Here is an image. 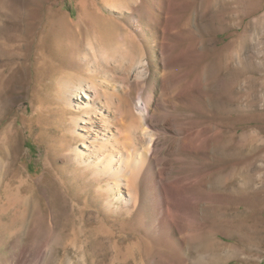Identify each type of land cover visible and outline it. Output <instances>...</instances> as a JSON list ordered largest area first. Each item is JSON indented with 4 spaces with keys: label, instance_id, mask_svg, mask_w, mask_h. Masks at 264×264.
<instances>
[{
    "label": "rangeland",
    "instance_id": "1",
    "mask_svg": "<svg viewBox=\"0 0 264 264\" xmlns=\"http://www.w3.org/2000/svg\"><path fill=\"white\" fill-rule=\"evenodd\" d=\"M189 1L194 0H0V262L10 264L16 254L25 264L173 261L164 247H178L161 238L167 232L151 234L145 225L155 209L139 208L130 216L113 201L110 177L100 172L98 152L83 131L90 113L81 110L83 101L73 100L89 85L102 99L116 103L119 96L122 108L131 111L139 105L140 89L147 96L152 87L159 96L163 87L188 86L197 74L204 85L207 70L222 73L220 53L233 44L230 52L234 57L248 55V66L233 61L228 69H235L237 80L224 78L220 88L241 90L238 98L233 92L230 103L245 105L248 92L252 101L242 114H225L228 126L223 130L234 133L236 148L242 134L249 132L250 140L258 137L260 148L248 158L260 156L264 166V0H237L229 12L233 16L225 21L212 9V0H195L184 9L182 3ZM194 20L199 31L188 35L184 25L191 21L196 32ZM200 35L207 47L204 57H180L181 49ZM164 42L170 48L163 47ZM140 60L149 62L143 80L137 73ZM182 100L196 103L177 113L171 109L172 115L193 113L197 120L216 121L217 114L201 111L207 101L198 93ZM97 107L96 99L89 110ZM108 109L107 114L113 113ZM171 124L178 140L192 133L187 125ZM78 150L85 153L82 161ZM191 150L177 149L185 158L186 173L190 160L202 164L201 173L206 168L216 172L228 165L244 167L240 158L210 161L207 153ZM257 185L247 193L226 196L222 203L230 209L223 219L200 203V217L217 233V248L232 255L228 264H264V185L261 192L255 191ZM206 189L204 182L203 198ZM203 244L204 238L199 247ZM211 249L199 264H209ZM147 254L151 257L145 259ZM196 258L188 257L191 262Z\"/></svg>",
    "mask_w": 264,
    "mask_h": 264
},
{
    "label": "bare ground",
    "instance_id": "2",
    "mask_svg": "<svg viewBox=\"0 0 264 264\" xmlns=\"http://www.w3.org/2000/svg\"><path fill=\"white\" fill-rule=\"evenodd\" d=\"M194 3L195 0L183 2L182 5L186 9ZM235 3L237 0H212L211 6L214 11L222 14L221 20L225 21L227 16L229 18L233 16L234 13L229 14V12ZM2 11L4 10L2 9ZM179 19L181 17H178ZM194 21L196 32L191 29V21L184 25L183 30L188 35L199 31V22ZM170 46L169 43H163L165 48H170ZM206 48V42L200 35L198 40L190 41L181 49L180 55L184 54L180 57L188 55L190 59L193 57L202 59ZM232 48L233 44H230L227 50L220 53L222 54L220 59H216L222 73L213 71V69L207 70L204 75V85L201 83V76L197 74L188 86L175 90L163 87L159 96L155 95L152 87H150L147 96L140 89V92L137 93L140 106L135 105L131 111L122 108L119 96H116V101H118L116 103L106 97L102 99L101 94L93 85L81 88V98H73L77 102L83 101L81 110L86 109L90 114L93 112L87 116L86 122L83 123L88 127L83 131H86L89 146L98 152L97 163L100 165V172L110 177L108 185L111 184L115 191L113 201L121 203L123 210L130 216L139 208L148 210V212L149 209H155V215L150 216L148 221H145V225L150 228L151 234L166 231V235H161V238L167 245L174 241L175 247H178L177 251L169 248L173 247L172 245L164 247L166 254L169 253L168 256L173 259L167 264H199L204 260L203 254L206 253L207 248H214L211 249L212 257L207 258L209 264L231 262L232 258L229 256L232 255H229L222 247V249H218V242L213 241L217 233L205 224V220H207L205 217H200V203L204 201L206 210H210L217 219L219 217L223 219V217H227L230 209L228 206L224 207L222 203L226 196L247 193L251 188H254V183L258 184L255 191L261 192L263 189L264 166L262 158L260 156H256L253 160L248 158L252 152L255 154V148L259 147L258 137H255V140H250L248 139L249 132L244 133L238 141V148H236L232 141L234 133L223 130L224 126H228L225 122L227 120L225 114L234 112L242 114L252 101V95L248 92L250 99L245 105L230 103L228 99L233 98V92L238 98L241 90L237 88L235 92L229 88H220V83L224 78L237 80L235 69H228L233 61L238 65L242 60L248 66L249 56L234 57L230 52ZM255 66L257 65H253V67ZM148 67V61L140 60L138 62L137 73L140 80H143L147 75ZM246 88H248L247 85ZM191 93H198L201 98L206 99V108L200 107V109L208 116L213 113L217 114L216 121L197 120L193 113L184 112L181 114L179 112L178 115H172L173 111L177 113V109L181 111V108L183 111L184 107L196 103L194 100L188 102L182 100L183 97L189 96ZM96 99L99 107L90 111L91 101ZM170 99H176L177 102ZM111 107L113 113L107 114L108 108ZM171 123L187 125L192 133L178 140V134L172 130ZM170 133L173 134L172 137L167 136ZM185 146L192 149L191 151L199 149L201 152L207 153L210 161H229L240 158L243 160L244 167L239 170L233 165H228L216 172L206 168L201 173L202 164L198 160H190L191 167L186 173L185 158L179 156L177 152V149ZM166 150L170 153L166 154ZM84 155L83 151L78 150L77 158L79 160L82 161ZM204 165L207 166V163L205 162ZM250 169L253 173H249ZM204 182L207 184V189L204 191L205 198L200 195V187L204 185ZM172 214L176 218L175 224H172ZM31 224L33 228H36L35 221H31ZM173 231L177 233L178 237L173 236ZM203 238L206 240V244H203L204 247H199ZM142 239L139 237V240ZM191 247L198 249L194 250ZM221 250L223 254L220 252ZM194 254L197 257L196 260L189 261L188 257ZM150 257V254L144 255L145 259ZM165 258L168 259L167 256ZM23 261L24 258L16 254L10 264H25ZM0 264L4 263L0 262Z\"/></svg>",
    "mask_w": 264,
    "mask_h": 264
}]
</instances>
